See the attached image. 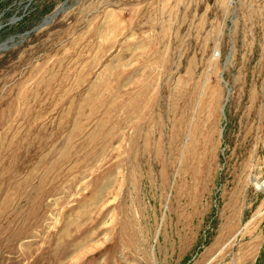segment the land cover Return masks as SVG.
I'll return each mask as SVG.
<instances>
[{
    "label": "rangeland",
    "instance_id": "rangeland-1",
    "mask_svg": "<svg viewBox=\"0 0 264 264\" xmlns=\"http://www.w3.org/2000/svg\"><path fill=\"white\" fill-rule=\"evenodd\" d=\"M234 2L0 0V264H264V0Z\"/></svg>",
    "mask_w": 264,
    "mask_h": 264
},
{
    "label": "bare ground",
    "instance_id": "bare-ground-1",
    "mask_svg": "<svg viewBox=\"0 0 264 264\" xmlns=\"http://www.w3.org/2000/svg\"><path fill=\"white\" fill-rule=\"evenodd\" d=\"M59 12H60V10H59L57 13L53 14L51 17L47 18L45 21L48 22V21H50V20H53L55 17H57V15L59 14ZM50 22H51V21H50ZM9 43H12V41H11V42H7V43L2 44V45L0 46V52L9 49V47H10V46H9ZM228 95L230 96V89H229ZM256 186H257L258 188H260L261 190L264 191V184H258V183H257Z\"/></svg>",
    "mask_w": 264,
    "mask_h": 264
},
{
    "label": "built area",
    "instance_id": "built-area-1",
    "mask_svg": "<svg viewBox=\"0 0 264 264\" xmlns=\"http://www.w3.org/2000/svg\"><path fill=\"white\" fill-rule=\"evenodd\" d=\"M231 4L229 5L230 7H232V4L234 5L236 2H234V0H228ZM260 1V0H258ZM215 57H220L219 53H215Z\"/></svg>",
    "mask_w": 264,
    "mask_h": 264
}]
</instances>
